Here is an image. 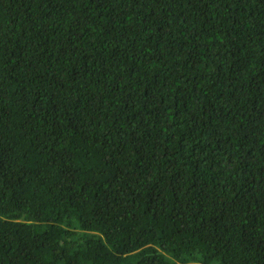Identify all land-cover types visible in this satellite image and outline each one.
Masks as SVG:
<instances>
[{"label": "trees", "instance_id": "obj_1", "mask_svg": "<svg viewBox=\"0 0 264 264\" xmlns=\"http://www.w3.org/2000/svg\"><path fill=\"white\" fill-rule=\"evenodd\" d=\"M0 264H264V0H0Z\"/></svg>", "mask_w": 264, "mask_h": 264}]
</instances>
